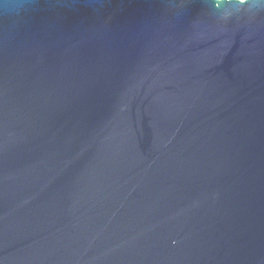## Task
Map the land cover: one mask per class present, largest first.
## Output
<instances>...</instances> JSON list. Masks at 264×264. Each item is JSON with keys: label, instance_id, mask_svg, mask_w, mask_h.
<instances>
[{"label": "water", "instance_id": "water-1", "mask_svg": "<svg viewBox=\"0 0 264 264\" xmlns=\"http://www.w3.org/2000/svg\"><path fill=\"white\" fill-rule=\"evenodd\" d=\"M0 264H264V0H0Z\"/></svg>", "mask_w": 264, "mask_h": 264}]
</instances>
